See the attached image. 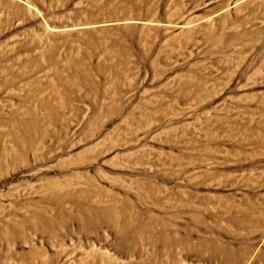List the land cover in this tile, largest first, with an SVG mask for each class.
Wrapping results in <instances>:
<instances>
[{"label": "rangeland", "instance_id": "1", "mask_svg": "<svg viewBox=\"0 0 264 264\" xmlns=\"http://www.w3.org/2000/svg\"><path fill=\"white\" fill-rule=\"evenodd\" d=\"M0 264H264V0H0Z\"/></svg>", "mask_w": 264, "mask_h": 264}]
</instances>
